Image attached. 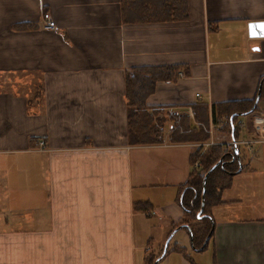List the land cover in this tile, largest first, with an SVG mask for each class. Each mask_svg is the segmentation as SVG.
Instances as JSON below:
<instances>
[{"label":"crops","instance_id":"1","mask_svg":"<svg viewBox=\"0 0 264 264\" xmlns=\"http://www.w3.org/2000/svg\"><path fill=\"white\" fill-rule=\"evenodd\" d=\"M186 2L187 19L143 22L121 0H0V264H146L184 216L191 155L233 140L244 168L210 208L211 264H264V99L238 117L237 138L212 115L259 94L264 37L249 25L264 0ZM169 65L188 74L158 82L147 105L208 138L171 142L170 121L162 143L133 145L126 73Z\"/></svg>","mask_w":264,"mask_h":264},{"label":"trees","instance_id":"2","mask_svg":"<svg viewBox=\"0 0 264 264\" xmlns=\"http://www.w3.org/2000/svg\"><path fill=\"white\" fill-rule=\"evenodd\" d=\"M123 17L128 21H175L184 20L188 17L186 0H121ZM188 74L187 69L181 65H169L161 67H136L126 73L125 97L128 105V138L133 145L159 144L163 142V132L168 122H172L171 142H186L207 139L208 134L204 128H191L187 116L179 113H164V110H150L147 105L148 97L154 93L156 85L160 81L175 82L180 77V72ZM260 100L264 99V77L261 78L259 90ZM257 95L251 100L222 102L212 105V115L215 120L226 118V130L232 132L237 138L239 126L237 119L240 115L249 113L257 108ZM195 118L199 123L208 121V107L196 104ZM204 112L206 118L204 117ZM232 120V121H231ZM239 153L240 149L238 148ZM241 158V153H240ZM194 166L199 163L200 170L194 167L187 181L181 186L178 193V203L182 207L184 216L182 220L173 225L169 235L176 228H184L188 225L192 231L191 245L196 251L207 249L214 235V221L210 208L220 204L221 193L230 186L232 177L244 168L243 160L238 162V156L232 146L223 147L214 145L206 151H197L190 157ZM216 166L207 176V172ZM205 204L201 210L204 178ZM137 210H146L148 204L136 203ZM211 234L209 242L201 249L207 236ZM164 245L158 252L150 253L146 258V264H154L155 260L163 253ZM170 251L181 253L191 264H196L188 255L187 249L175 245L167 249L164 259Z\"/></svg>","mask_w":264,"mask_h":264},{"label":"rangeland","instance_id":"3","mask_svg":"<svg viewBox=\"0 0 264 264\" xmlns=\"http://www.w3.org/2000/svg\"><path fill=\"white\" fill-rule=\"evenodd\" d=\"M243 151V148L241 149ZM252 153H247L248 157H252ZM198 171V169H197ZM167 240V239H166ZM166 241H164L165 244ZM175 245L184 247L187 249L188 255L192 257L196 264H211L212 262V246L210 245L204 251H196L191 245L190 232L182 228L178 230L172 237L169 243V249H172ZM152 253V252H151ZM157 264H189L183 259L181 253H175V251H170L169 254L159 261Z\"/></svg>","mask_w":264,"mask_h":264},{"label":"water","instance_id":"4","mask_svg":"<svg viewBox=\"0 0 264 264\" xmlns=\"http://www.w3.org/2000/svg\"><path fill=\"white\" fill-rule=\"evenodd\" d=\"M249 33H250V36H253V37H264V21H260V22H252V23H250V25H249ZM259 97H260V92H259V94H258V96H257V102H258V100H259ZM232 121V120H231ZM234 151H235V153L237 154V156H238V162L239 163H241V158H240V153H239V150H238V147H234ZM216 166H213L208 172H207V174H206V176L215 168ZM205 182H206V177L204 178V187H203V196H202V202H201V210H200V212L198 213V218H201L202 216H201V213H202V211H203V208H204V204H205V199H204V194H205ZM187 226V228H188V230H189V232H190V237L192 238V231H191V228L188 226V225H186ZM177 230H178V228H176L171 234H170V236L168 237V239L166 240V242H165V244H164V249H163V253H162V255L160 256V257H158L156 260H155V262H154V264H157L159 261H160V259L166 254V252H167V249H168V246H169V243H170V241H171V239H172V237H173V235L177 232ZM210 236H211V234H209L208 236H207V238L205 239V242H204V244H203V246L201 247V249L203 248V247H205V245L209 242V240H210Z\"/></svg>","mask_w":264,"mask_h":264},{"label":"built area","instance_id":"5","mask_svg":"<svg viewBox=\"0 0 264 264\" xmlns=\"http://www.w3.org/2000/svg\"><path fill=\"white\" fill-rule=\"evenodd\" d=\"M43 18H44V25H43V27L45 29H48V30H50V29H56L57 23H56L55 19L51 16V14L49 12L44 13L43 14ZM249 143L250 142H247V144H249ZM239 144H240V142L237 141V140H233L231 142V145L232 146H236L237 147ZM41 145H44V141H41ZM195 168L199 170V168H200L199 163H196L195 164Z\"/></svg>","mask_w":264,"mask_h":264}]
</instances>
